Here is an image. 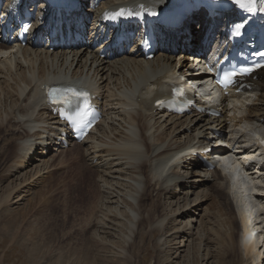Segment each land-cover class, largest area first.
<instances>
[{
	"label": "bare ground",
	"instance_id": "1",
	"mask_svg": "<svg viewBox=\"0 0 264 264\" xmlns=\"http://www.w3.org/2000/svg\"><path fill=\"white\" fill-rule=\"evenodd\" d=\"M168 2L170 0H109L102 6L116 3L130 7L156 6ZM95 34V42L98 43L103 33L96 31ZM91 46L50 50L32 42H28L24 48H14L0 42V136L11 138L15 150L13 156H9L11 163L3 170L2 180H19L17 187L6 192L5 199L18 192L25 193L28 184L24 183L29 179L33 180L32 184L39 181L42 174L56 165L55 162L60 164L58 156L67 153L70 158L65 156L68 161H62L68 167L73 164L79 166L75 176L77 181L72 177L75 186H82L80 183L84 179L81 175L82 160L89 164L97 177V193L84 216L87 229H92L90 237L100 244L101 250L122 258L125 247H132L134 240L142 234L151 235L155 231L160 233L156 239L160 249L178 252L181 247L176 246L191 238L193 225L189 228H186L187 225H176L184 217L194 214L190 212L191 204L200 206V201L209 195L219 199L221 204L218 203V207L227 219L226 230H222L225 232L224 237L222 235L224 251L217 263L261 264L264 255L260 251L264 244V227L260 226L264 224L263 212L261 209L258 211L257 220L248 207L247 210H238L234 205L240 198L235 192L237 190L239 196L235 188L239 176L236 170L240 168V171L243 169L257 175L264 186V163H250L249 169H244L241 160L227 166L226 171L215 168L207 172L190 153L205 149L213 140H223L227 122L233 128L239 125L234 124L236 120L245 123L255 120L264 125V74L253 82V91L239 96L232 94L219 100L220 118L209 119L199 114L175 117L161 114L153 104L164 79L182 71L189 62L188 57L178 53L180 57L176 59V56L159 50L156 57L147 61L133 48L122 52L118 58L108 60L97 55L100 48L93 49ZM60 83H77L91 88L102 106L104 117L84 142L70 144L67 149L58 147L55 140L58 122L48 112L49 106L42 98L47 86ZM258 138L264 139V136ZM254 146L246 148L233 139L219 153L225 158L223 163L226 166L228 155H254L258 152ZM56 157L58 160H55ZM239 164L241 166L237 167ZM229 170L234 173L235 184L231 182ZM189 177L192 181L187 180ZM202 186L208 190L198 191L189 204L188 195H194ZM184 190L185 210L181 215L182 199L177 197ZM254 191L251 194L258 198L260 192L256 194ZM85 194L91 195L87 187L83 189V196ZM54 203L55 223L59 226L60 208L56 207L59 206L58 201ZM157 207L160 208V215L156 214ZM17 216L15 213L7 217L10 220L6 222L7 229H0V243L9 235H12V239L16 238L10 232H15L12 228ZM174 217L177 219H172ZM124 227L127 233L123 237L124 250L119 251V247L116 248L115 243L108 240L116 239V229ZM170 229H173L172 233ZM166 234L171 240L166 238ZM169 242L175 247L168 246ZM22 246L20 249L27 252L30 264H40V256L36 258L39 247L35 245L28 249L27 245ZM73 252L76 255L79 253L77 250ZM80 253L85 258V264H95L88 252ZM3 259L0 256V264Z\"/></svg>",
	"mask_w": 264,
	"mask_h": 264
},
{
	"label": "rangeland",
	"instance_id": "2",
	"mask_svg": "<svg viewBox=\"0 0 264 264\" xmlns=\"http://www.w3.org/2000/svg\"><path fill=\"white\" fill-rule=\"evenodd\" d=\"M178 57H180V55H176V59H178ZM229 124L231 126V123ZM229 124L225 126L224 136L226 134V140H230L234 137L236 140H238L239 138L238 142L240 143V146L250 148L255 143V137L259 135L264 136L263 123L259 124L255 120H252L248 123L242 122L238 125V128H233L232 126L229 127ZM241 132L244 134V136L241 134ZM3 138V135H1L0 229H7L6 222L10 220L7 217H10L15 213L18 214V216L16 218L17 222L12 228L15 230L16 234L14 231L10 232L14 234L16 238H10L12 235H9L8 237L5 236L7 238L2 239L3 242H1L2 244L0 243V256L2 258L4 257L1 264H30L31 262L27 252L25 250H21L22 248L20 246L23 244L27 245L28 247L26 248L28 249L35 247V245L37 248L39 247V255H37L36 258H39L40 256V264H85V258L81 256L82 254L80 251L88 252V255L91 256L89 257L95 264H218L217 261L221 259L224 251L222 240L225 232L223 231L226 230L227 219L224 217L225 215L224 212H222L223 210L218 207V203L221 204L218 201L219 199H214L211 196L209 197V195L205 196L207 197L206 199L200 201V206L191 204L190 212H194V214H191V217H184L183 220L180 221L181 223L179 222V224L176 225H181L180 227L187 225L186 228H189L191 225H193V229L190 233L191 238L183 244L179 243L176 246L181 247L179 248L180 250L178 252L173 249H160L156 244V239L160 237V233L155 231L151 235L142 234V236L134 240V245L132 244V247H125L124 250L123 237L125 234H127L125 227L124 229H116L118 234H116V239L110 238L111 240H108V242H114L116 248L119 247V251L122 249L124 250L125 253L122 258L121 256L117 258V256L114 254L101 250L100 244L95 242L90 237L92 229H87V222L85 220L86 217L84 216L85 212H87L89 209L88 206L92 204L93 200L95 199L97 193V177L95 176L93 169L89 168V164L82 160L81 163H83V167L81 170V175L84 176V179H82L80 183L82 186L79 184L75 186L73 182L77 181L75 176L78 173L77 169L79 166H75V164L72 163L73 165L68 167L66 163L68 158L65 156H69L70 158V155H67V153L62 154V156L59 155L58 158L60 159V164L57 165V162H55L54 164L56 165H53V168H51L52 170L50 169L47 171V173L42 174L39 181L32 184L33 180L29 179V181L24 183L28 184L25 187L26 189H24L26 191L25 193L27 194L18 192L8 200L5 199L6 192L8 193L10 190L17 187L19 180L16 181L14 178L8 179L7 181L2 180V175L4 173L3 170L5 171L6 167H9L8 164L11 163V161L9 162V156L11 155L10 157H12L15 151L13 140L8 137L4 139ZM241 155L247 156L239 157L240 155H228V158H234L232 165L235 161L242 160L241 164L244 163V169H249L251 162L260 160V157H258L256 153L254 155L246 153ZM58 158L55 160H58ZM62 160H66V162ZM241 164H239L237 167L241 166ZM26 171L29 172L30 170ZM239 171L240 168L236 170V173L239 175L238 185L239 188H241L243 200L239 198L237 190H235L239 199L237 202H235L234 207L238 210H247L249 208L248 211L253 213V215H257V212L261 209L264 217V199H261L260 197H264V186H262L260 183V179L257 177V175L249 174V172L243 171V169H241V173H238ZM229 173L234 174L232 170H229ZM72 177L75 178V181H73ZM187 180L192 181L190 177ZM252 186L256 189L252 188ZM76 187H80V189ZM84 187H87L91 192L90 197L86 196V194L83 196ZM253 189L255 190L254 192L256 194L260 192V196H258V198H254V196L251 194ZM55 190H57V192L54 194L53 192H55ZM200 190L207 191L208 189H205L204 186H202L197 189L194 195H188L187 199L189 204L192 203V201L196 198L197 192ZM184 194L185 190L182 192V195L180 194L177 197L182 199L183 204L180 203V207L182 209L184 207V202L186 201ZM55 196H57L56 199H54ZM19 198L22 199L19 200ZM161 198L163 197H158V199ZM56 201H58L59 205H56V207L60 208L58 216L60 217L59 226H57L55 223L54 218L56 215L54 216L55 212L53 204H55L54 202ZM159 210L160 208L157 207V215L161 214ZM184 210L185 209L181 210L179 213L182 215ZM175 218L176 217L172 219ZM192 221L194 222L192 223ZM10 223L11 221H9V224ZM118 230H120L121 233ZM169 231L172 233L173 229H170ZM170 232H168L169 235L171 234ZM168 234H166V238L171 240V237H169ZM170 244L171 243L169 242V245H167L172 247L174 246ZM263 247L264 244L260 248L262 254H264ZM85 249L88 250L86 251ZM76 250L77 252L79 251L77 255L73 252ZM262 262L264 264V255L262 257Z\"/></svg>",
	"mask_w": 264,
	"mask_h": 264
},
{
	"label": "snow or ice",
	"instance_id": "3",
	"mask_svg": "<svg viewBox=\"0 0 264 264\" xmlns=\"http://www.w3.org/2000/svg\"><path fill=\"white\" fill-rule=\"evenodd\" d=\"M27 27H25L24 31L27 32ZM237 31H239V29H237ZM259 55H264V53H260ZM262 67H264V65H261ZM245 71H252L251 68L246 69ZM237 72L236 71H232V72H226L223 74L222 79L220 80V83L222 86L227 87L229 85H231L234 82V78L237 76Z\"/></svg>",
	"mask_w": 264,
	"mask_h": 264
}]
</instances>
